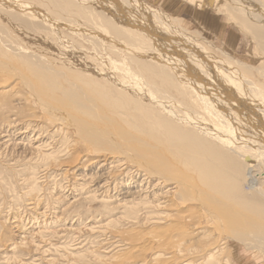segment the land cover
I'll use <instances>...</instances> for the list:
<instances>
[{
	"label": "bare ground",
	"instance_id": "obj_1",
	"mask_svg": "<svg viewBox=\"0 0 264 264\" xmlns=\"http://www.w3.org/2000/svg\"><path fill=\"white\" fill-rule=\"evenodd\" d=\"M177 1L160 3L170 12ZM181 1V16L203 29L223 12L264 45L262 0ZM160 9L144 0H0V146L16 154L29 138L42 163L62 168L60 199L116 210L98 230L150 227L110 232L121 248L110 264H146L148 252L150 264L258 262L264 49L247 64Z\"/></svg>",
	"mask_w": 264,
	"mask_h": 264
},
{
	"label": "rangeland",
	"instance_id": "obj_2",
	"mask_svg": "<svg viewBox=\"0 0 264 264\" xmlns=\"http://www.w3.org/2000/svg\"><path fill=\"white\" fill-rule=\"evenodd\" d=\"M144 1L154 8L160 9L162 7L160 10L178 18L190 32L194 34L198 33V30L204 32L203 35L214 44H212L213 46L226 50L247 64H255L259 57L257 53H263L264 45H261L262 49L258 50L255 41L238 30L229 21L227 14L222 15L223 12L216 13L220 19H215L216 23L219 22L221 26L223 25L222 29L211 31L203 29L201 27L203 24L201 25L199 18L195 15L187 13L186 16H181L184 13L181 9L183 6L181 0L177 1L176 8L170 12L166 10L164 4L160 3L161 0ZM165 1V4H168L170 0ZM262 1L264 3V0ZM216 2L223 7L228 5L227 0H216ZM207 11L212 12V10ZM202 13L207 14L206 12ZM8 18L10 22H16L11 17ZM181 18H184L185 21ZM255 48H257V53H255ZM3 124L4 119L0 116V127ZM2 136L0 135V138ZM4 138L0 139L1 143L6 141ZM19 142L23 144L21 143V147L19 146L15 151L18 156L12 153L11 147L13 146L7 147L8 149H5L6 147L3 145L0 146V264H110L109 257L117 256L121 250L118 246L116 247L119 238L115 237V240L110 232L119 230L118 232L123 233L122 230L127 228L124 233H129L128 231L132 229L130 232L132 234L129 235H136L137 232L140 234L150 229L147 227L146 230L145 228L142 230L139 225L133 222L128 224L130 221H123L118 223L116 228H112L110 232L98 230V228H103L108 224L111 218L118 217L117 211L110 209L109 204L106 207L107 205L100 201H87L69 206L67 201L59 198L60 195L68 194L66 193L67 189H65L66 185L62 186V184H66L65 180L57 174L62 168H54L50 164L42 163V154L45 153L43 151L32 153V149H29L28 146L31 143L29 138L23 141L19 140ZM30 154L32 155L30 156ZM26 161L27 163H24ZM64 161L66 160L64 159ZM43 164L46 165V169ZM32 177L37 179V183L35 185L27 184L26 180L32 179ZM76 190V193H79V189L76 188ZM119 227L120 229L126 228L120 231ZM123 249H128V247H122ZM152 253H146L148 260L146 264L152 263ZM244 253L246 252L244 251ZM247 255L252 256L254 253L247 251ZM258 256L260 257L258 262L249 264H264L263 255ZM106 257L108 260L105 259ZM233 264L241 263L235 261Z\"/></svg>",
	"mask_w": 264,
	"mask_h": 264
},
{
	"label": "crops",
	"instance_id": "obj_3",
	"mask_svg": "<svg viewBox=\"0 0 264 264\" xmlns=\"http://www.w3.org/2000/svg\"><path fill=\"white\" fill-rule=\"evenodd\" d=\"M212 25H210L211 27L208 28V30L210 29L211 31H218V30H221L223 25L221 26V24L218 22V23H211Z\"/></svg>",
	"mask_w": 264,
	"mask_h": 264
}]
</instances>
